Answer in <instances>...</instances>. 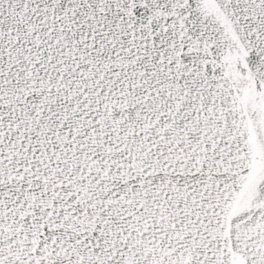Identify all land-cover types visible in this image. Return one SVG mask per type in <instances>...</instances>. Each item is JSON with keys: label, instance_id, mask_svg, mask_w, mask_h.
I'll list each match as a JSON object with an SVG mask.
<instances>
[{"label": "snow or ice", "instance_id": "snow-or-ice-1", "mask_svg": "<svg viewBox=\"0 0 264 264\" xmlns=\"http://www.w3.org/2000/svg\"><path fill=\"white\" fill-rule=\"evenodd\" d=\"M0 264H264V0H0Z\"/></svg>", "mask_w": 264, "mask_h": 264}]
</instances>
